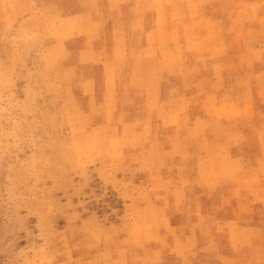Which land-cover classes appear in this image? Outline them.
I'll use <instances>...</instances> for the list:
<instances>
[{
    "label": "rangeland",
    "instance_id": "374dc122",
    "mask_svg": "<svg viewBox=\"0 0 264 264\" xmlns=\"http://www.w3.org/2000/svg\"><path fill=\"white\" fill-rule=\"evenodd\" d=\"M263 91L264 0H0V264H264Z\"/></svg>",
    "mask_w": 264,
    "mask_h": 264
},
{
    "label": "bare ground",
    "instance_id": "6f19581e",
    "mask_svg": "<svg viewBox=\"0 0 264 264\" xmlns=\"http://www.w3.org/2000/svg\"><path fill=\"white\" fill-rule=\"evenodd\" d=\"M94 3V2H93ZM125 8V7H124ZM56 10V9H55ZM90 10V9H89ZM92 13V12H91ZM88 16V15H87ZM171 17V16H170ZM90 19V18H89ZM59 24V23H58ZM141 24V23H140ZM139 25V24H138ZM121 26V25H120ZM203 26V25H202ZM24 29V28H23ZM103 29V28H102ZM152 31V30H151ZM103 33V32H102ZM105 37V36H104ZM44 39V38H43ZM131 40V39H130ZM135 40V39H134ZM163 41V40H162ZM124 42V41H123ZM115 44V43H114ZM215 45V44H214ZM142 47V46H141ZM151 49V48H150ZM155 49V48H154ZM117 50V49H116ZM223 52V50H222ZM58 54V53H57ZM60 54V53H59ZM152 54V53H151ZM130 55V54H129ZM45 59V58H44ZM94 59V58H93ZM148 60V59H147ZM150 61V60H148ZM80 63V62H79ZM219 63V62H218ZM184 67V66H183ZM70 68V67H69ZM108 68V67H107ZM188 69V68H187ZM115 71V70H114ZM230 73V72H229ZM111 74V73H110ZM246 77V76H245ZM89 80V79H88ZM63 81V80H62ZM72 81V80H71ZM137 82V81H136ZM61 83V82H60ZM87 83V82H86ZM259 86V85H258ZM87 87V86H86ZM90 88V87H89ZM108 88V87H107ZM113 91V90H112ZM264 92V91H263ZM262 94V93H261ZM60 97V96H59ZM232 126V125H231ZM230 129V128H229ZM235 133V132H234ZM222 166V165H221ZM225 167V166H224ZM212 174V173H211ZM227 174V173H226ZM257 175V174H256ZM211 184V183H210ZM213 184V183H212ZM248 193V192H247ZM259 197V196H258ZM264 215V214H263ZM245 230V229H244ZM230 232V231H229ZM210 236V235H209ZM255 263V262H254Z\"/></svg>",
    "mask_w": 264,
    "mask_h": 264
}]
</instances>
